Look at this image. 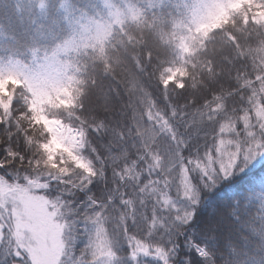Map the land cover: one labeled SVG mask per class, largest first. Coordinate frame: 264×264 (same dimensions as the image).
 Segmentation results:
<instances>
[{
	"label": "trees",
	"instance_id": "16d2710c",
	"mask_svg": "<svg viewBox=\"0 0 264 264\" xmlns=\"http://www.w3.org/2000/svg\"><path fill=\"white\" fill-rule=\"evenodd\" d=\"M118 1L134 16L104 35L60 26L32 41L20 20L39 5L0 0V33L9 38L0 71L39 74V86L51 90L41 114L80 130L88 149L84 181L65 176L33 188L65 225L60 264H264V158L239 161L226 178L202 166L220 141L246 147L262 137L264 8L246 0ZM213 1L228 9L225 20L185 48L180 38L213 12ZM44 2L59 19L63 0ZM95 4L70 0L73 14ZM55 44L64 50L43 59ZM30 46L38 54L18 52ZM32 100L20 85L10 113L0 107V181L12 186L44 173L51 133L36 123ZM0 227V264H31L16 246L9 208H0Z\"/></svg>",
	"mask_w": 264,
	"mask_h": 264
},
{
	"label": "rangeland",
	"instance_id": "374dc122",
	"mask_svg": "<svg viewBox=\"0 0 264 264\" xmlns=\"http://www.w3.org/2000/svg\"><path fill=\"white\" fill-rule=\"evenodd\" d=\"M17 1H27L29 4L33 2L34 5H39L37 10H26L27 13L20 20V30L27 33L26 37L28 40L32 39V37L36 40L39 35L41 36V34L50 32L51 29L60 26L66 32H90L92 35L100 36L108 32L117 23L134 16L129 3L120 4V1L116 3V0H98L99 5L95 4L92 9L77 12V14L71 12L70 0H63V7L57 12L59 19L53 13L47 12L44 0H38L37 2L35 0ZM246 1L250 2L255 7L254 9L260 8V4L255 0ZM230 5L233 4L230 3ZM210 7L213 12L208 14L207 18H203L201 25L195 28L188 37L180 38V43L185 48L194 43L199 45L202 37L209 29L225 20L228 13L227 8H223L220 11L217 1H213ZM6 38L9 41L7 36L0 33V45H4ZM44 39L45 37H41L39 40L43 41ZM173 40H175L174 35ZM68 44L71 43L67 42L66 48L65 45L59 48L55 44V47L43 52L41 56L43 59L47 58L51 61L56 58L58 51H63L64 48L67 51ZM4 48L11 51L8 54L16 53L12 52L15 51L12 47L6 46ZM34 49L30 46L26 51L19 50L18 52L21 55L31 54L35 56L38 52ZM10 74H15L18 77L15 83L8 79ZM179 75H181V71H173L170 79H176ZM36 77L33 73L27 75L24 71L15 69L0 71V95L8 92L13 93L14 88L20 85L28 87L32 93V108L35 111L36 123H43L51 133V139L42 145L44 151V158H41L43 176L39 175L35 180L32 179L30 183L26 181L15 186L0 181V208L6 211L9 208L13 220V238L20 250V254H26L31 264H60L64 253L62 230L57 228V225L60 224L56 221L54 213L49 210L48 202L43 197L35 195L33 191L36 187L46 186L49 182L56 181L59 177L75 176L78 183L84 181L86 173L89 171L85 157V152H88V149L84 145L82 132L79 140H76L77 137L73 135V131L69 126L62 124L59 120L47 118L41 114L42 101L49 95L48 92L51 90L47 88L49 85L45 86V88L40 87L39 84L45 82V80L41 79L37 73ZM217 109L204 113V116H215ZM257 126L262 134L258 142H252L245 147L244 144L238 145L234 141H220L214 153L206 156L202 164L203 172H214V174L226 178V175L233 171L239 161L251 160L257 163L262 160L264 158V107L259 109ZM45 145H47V148L44 147ZM238 165L241 166V164ZM241 170L244 171L245 166ZM187 181L188 178L184 175L183 182L186 186ZM36 208L42 209V215L39 218L34 211ZM17 233L20 234L19 238ZM1 241L2 229L0 227ZM98 248L107 256L108 251L104 245L99 244ZM199 253L204 255L202 250H199Z\"/></svg>",
	"mask_w": 264,
	"mask_h": 264
},
{
	"label": "snow or ice",
	"instance_id": "6c2138e0",
	"mask_svg": "<svg viewBox=\"0 0 264 264\" xmlns=\"http://www.w3.org/2000/svg\"><path fill=\"white\" fill-rule=\"evenodd\" d=\"M260 7L264 8V5H260ZM245 16H246V13H245ZM261 20H264V16L259 17L257 19V23H259ZM246 23H247V21L245 20V24ZM232 39H235V37H232ZM8 79L11 80L13 83H15V81H16V79H18V77L15 74H10ZM12 95H13V93H11V92L0 95V107H2L3 110L5 112H8V113H10V110H11ZM37 95H38V93H37ZM29 111H31V109H29ZM0 122H2V121H0ZM44 147L47 148V145H45ZM89 171H91V170L89 169ZM34 211H35V214L37 215L38 218L42 215V209L41 208H36ZM64 226L65 225H57V228L59 229V228H62ZM19 236H20V234L17 233L18 238H19ZM12 254L18 255L19 253L17 251V252H14Z\"/></svg>",
	"mask_w": 264,
	"mask_h": 264
}]
</instances>
